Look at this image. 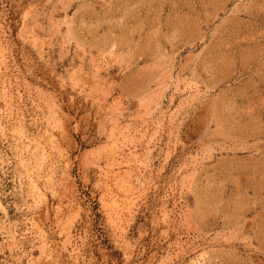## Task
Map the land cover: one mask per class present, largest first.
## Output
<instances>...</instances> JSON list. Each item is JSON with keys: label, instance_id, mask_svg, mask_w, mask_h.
Returning <instances> with one entry per match:
<instances>
[{"label": "rangeland", "instance_id": "374dc122", "mask_svg": "<svg viewBox=\"0 0 264 264\" xmlns=\"http://www.w3.org/2000/svg\"><path fill=\"white\" fill-rule=\"evenodd\" d=\"M0 264H264V0H0Z\"/></svg>", "mask_w": 264, "mask_h": 264}]
</instances>
